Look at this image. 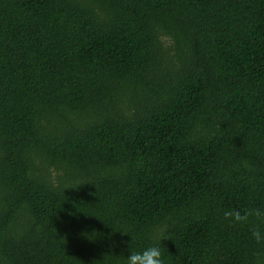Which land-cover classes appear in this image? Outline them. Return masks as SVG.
<instances>
[{
	"label": "trees",
	"instance_id": "obj_1",
	"mask_svg": "<svg viewBox=\"0 0 264 264\" xmlns=\"http://www.w3.org/2000/svg\"><path fill=\"white\" fill-rule=\"evenodd\" d=\"M152 242L264 264V0H0V264Z\"/></svg>",
	"mask_w": 264,
	"mask_h": 264
},
{
	"label": "clouds",
	"instance_id": "obj_2",
	"mask_svg": "<svg viewBox=\"0 0 264 264\" xmlns=\"http://www.w3.org/2000/svg\"><path fill=\"white\" fill-rule=\"evenodd\" d=\"M226 215H232V213H225ZM259 215V213H256ZM237 220L246 219L241 217L239 213L234 214ZM254 235L259 238L260 233L255 232ZM123 264H168L162 248L158 242H152L148 246L139 250H131L124 258Z\"/></svg>",
	"mask_w": 264,
	"mask_h": 264
}]
</instances>
